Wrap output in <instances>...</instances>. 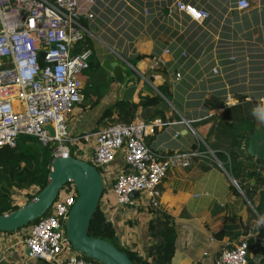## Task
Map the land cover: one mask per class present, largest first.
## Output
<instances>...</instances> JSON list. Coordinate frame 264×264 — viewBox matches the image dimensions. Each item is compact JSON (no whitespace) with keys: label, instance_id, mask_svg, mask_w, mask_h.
<instances>
[{"label":"crops","instance_id":"1","mask_svg":"<svg viewBox=\"0 0 264 264\" xmlns=\"http://www.w3.org/2000/svg\"><path fill=\"white\" fill-rule=\"evenodd\" d=\"M178 1L205 10L207 18L193 21L175 7ZM237 1L94 0L89 7L93 16L81 18V42L92 54L82 76L84 99L65 115L70 136L76 138L67 144L70 151L92 159L94 134L113 123L103 119L105 110L118 101L155 96L165 86L169 94L168 99L162 95L163 104L137 111L148 122L160 121L146 142L163 154L197 152L188 167L169 169L158 185L161 211L177 232L171 264H213L222 248L246 238L219 239L215 232L233 218L241 227L256 225L249 222L247 205L231 190V176L215 156L231 149L237 127L254 122L264 128V115L257 113L264 109V0H247L245 10L237 8ZM157 55L162 63L153 68ZM107 166L99 206L114 224L120 246L147 256L154 242L149 229L155 208L138 194L137 206L116 205L114 177L128 171L123 152ZM219 172L226 179L212 180ZM197 187L205 188L214 202L219 191L227 190L228 199L206 204L200 213L189 210V201L199 197ZM22 231L0 232V264H43L28 258Z\"/></svg>","mask_w":264,"mask_h":264},{"label":"built area","instance_id":"2","mask_svg":"<svg viewBox=\"0 0 264 264\" xmlns=\"http://www.w3.org/2000/svg\"><path fill=\"white\" fill-rule=\"evenodd\" d=\"M93 2L0 0V148L14 147L20 135H30L45 145H55L53 156L75 155L67 145L76 138L70 136L65 115L84 99L82 76L90 68L92 52L81 42L85 30L81 18L93 16L89 8ZM175 7L195 22L208 16L205 10L181 1ZM249 7L247 0L237 1V8ZM40 52L44 53L42 59ZM152 61L156 68L162 58L157 55ZM156 122L160 123L136 117L94 134L95 147L89 161L98 169L110 164L118 153L124 154L128 171L117 174L112 183L116 205L137 206L138 197H132L137 193L145 198L144 204L158 208V185L169 169L188 167L190 158L197 155L195 151L163 154L152 150L146 138L154 134ZM76 198L73 184L63 186L48 211L22 228V242L30 260L94 264L73 249L65 233V222ZM248 258L244 238L222 248L213 264H251Z\"/></svg>","mask_w":264,"mask_h":264},{"label":"trees","instance_id":"3","mask_svg":"<svg viewBox=\"0 0 264 264\" xmlns=\"http://www.w3.org/2000/svg\"><path fill=\"white\" fill-rule=\"evenodd\" d=\"M159 91L160 94L155 96L141 95L138 102L118 101L105 110L103 119L109 118L113 123L130 122L138 116L139 109L163 104L162 95L167 98L169 91L165 86H161ZM96 101L92 103H97ZM245 124V127H237L233 130L231 149L227 152L217 151L215 156L223 162L224 168L237 182L243 195L233 184L230 188L247 205L249 222L256 225L253 228L248 225L241 227V224L236 223L233 218L214 235L219 239L227 235H230L231 239H238L240 235H245L249 262L264 264V160L249 158L246 155L247 140L255 124L254 122ZM53 147L43 144L34 136L20 135L14 147L0 148V215L18 208L46 185L53 158ZM21 192L26 198L23 203H16L13 199L14 195ZM88 233L118 246L116 228L100 206L91 219ZM149 235L154 242L147 256L118 247L127 252L136 264H171L176 249L177 232L170 216L161 210H156L155 218L150 222ZM86 259L94 264H101L90 258Z\"/></svg>","mask_w":264,"mask_h":264},{"label":"water","instance_id":"4","mask_svg":"<svg viewBox=\"0 0 264 264\" xmlns=\"http://www.w3.org/2000/svg\"><path fill=\"white\" fill-rule=\"evenodd\" d=\"M43 57L44 53L40 52L39 58ZM115 74L116 79L120 80L118 66ZM48 128L52 130L50 126ZM246 155L264 160L263 127L255 126L252 130L247 140ZM230 178L241 192L237 182L232 176ZM70 183L76 188L77 198L68 213L65 233L73 249L101 264H136L127 252L114 243L88 233L91 219L103 194L105 181L98 167L74 154L53 156L46 185L18 208L0 215V232H15L38 220L48 211L62 187ZM241 194L243 195L242 192ZM136 195L137 193H133L132 197L135 198Z\"/></svg>","mask_w":264,"mask_h":264},{"label":"rangeland","instance_id":"5","mask_svg":"<svg viewBox=\"0 0 264 264\" xmlns=\"http://www.w3.org/2000/svg\"><path fill=\"white\" fill-rule=\"evenodd\" d=\"M68 128H69V126H68ZM55 146V145H54ZM107 166V165H106ZM106 166H104V167H101V168H99V170H100V172H101V174L103 175V177L104 178H106V175H107V167ZM106 167V168H105ZM229 174V173H228ZM216 178H221L222 180H225L226 178H225V175L223 176V175H221V172H219V173H213V175L211 176V179L212 180H214V179H216ZM225 182V181H224ZM66 191V190H65ZM199 192H201V193H199ZM196 193L199 195V197H195V198H192V200L191 201H189V203H188V207L187 208H189V210L190 209H192V211H196V212H201V210L203 209V206L204 205H210L211 203H213V204H215V205H217V204H219L220 202H226L227 201V199H228V193H227V190L226 191H219L216 195H217V198L216 199H218V202H214L212 199H213V197L212 196H209V193L207 192V194H206V192H205V188H204V190H202L200 187H197V189H196ZM194 194V193H193ZM25 198H26V196H25V194L24 193H18V194H16V195H14V201L16 202V203H22L23 202V200H25ZM155 211L157 210H161V206H159L158 208H155L154 209ZM117 244H118V246L119 247H122V246H120V243H119V241L117 242ZM123 248V247H122Z\"/></svg>","mask_w":264,"mask_h":264},{"label":"clouds","instance_id":"6","mask_svg":"<svg viewBox=\"0 0 264 264\" xmlns=\"http://www.w3.org/2000/svg\"><path fill=\"white\" fill-rule=\"evenodd\" d=\"M257 113L264 115V109L257 110Z\"/></svg>","mask_w":264,"mask_h":264},{"label":"flooded vegetation","instance_id":"7","mask_svg":"<svg viewBox=\"0 0 264 264\" xmlns=\"http://www.w3.org/2000/svg\"><path fill=\"white\" fill-rule=\"evenodd\" d=\"M234 185V184H233ZM235 186V185H234ZM236 187V186H235ZM238 190V189H237ZM239 191V190H238Z\"/></svg>","mask_w":264,"mask_h":264}]
</instances>
